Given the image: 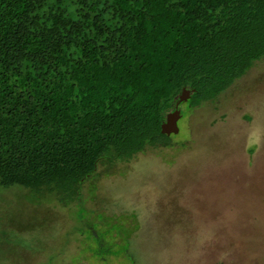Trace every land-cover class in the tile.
I'll return each instance as SVG.
<instances>
[{
	"label": "trees",
	"instance_id": "1",
	"mask_svg": "<svg viewBox=\"0 0 264 264\" xmlns=\"http://www.w3.org/2000/svg\"><path fill=\"white\" fill-rule=\"evenodd\" d=\"M263 57L264 0H0V188L75 201Z\"/></svg>",
	"mask_w": 264,
	"mask_h": 264
},
{
	"label": "rangeland",
	"instance_id": "2",
	"mask_svg": "<svg viewBox=\"0 0 264 264\" xmlns=\"http://www.w3.org/2000/svg\"><path fill=\"white\" fill-rule=\"evenodd\" d=\"M180 109L169 146L101 161L75 201L0 188V264H264V57Z\"/></svg>",
	"mask_w": 264,
	"mask_h": 264
},
{
	"label": "water",
	"instance_id": "3",
	"mask_svg": "<svg viewBox=\"0 0 264 264\" xmlns=\"http://www.w3.org/2000/svg\"><path fill=\"white\" fill-rule=\"evenodd\" d=\"M191 92L188 90H184L181 95V100L187 101L188 98H190ZM188 96V97H186ZM179 104L177 105V108L175 111L171 112L167 118L166 121L162 124V133L171 135V134H179L180 128H179V121L181 119V111L178 109Z\"/></svg>",
	"mask_w": 264,
	"mask_h": 264
}]
</instances>
